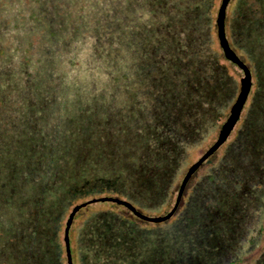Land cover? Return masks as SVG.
<instances>
[{
	"label": "rangeland",
	"instance_id": "374dc122",
	"mask_svg": "<svg viewBox=\"0 0 264 264\" xmlns=\"http://www.w3.org/2000/svg\"><path fill=\"white\" fill-rule=\"evenodd\" d=\"M221 4L0 0V264H264V0H227L233 54ZM233 55L173 214L97 201L169 212Z\"/></svg>",
	"mask_w": 264,
	"mask_h": 264
},
{
	"label": "water",
	"instance_id": "95a60500",
	"mask_svg": "<svg viewBox=\"0 0 264 264\" xmlns=\"http://www.w3.org/2000/svg\"><path fill=\"white\" fill-rule=\"evenodd\" d=\"M227 3V0H222V4L218 10V16H217V19L218 18H221V22H219V20H217V24H218V31H219V38H220V45L221 47L223 48V51L226 53L227 51V45H226V41L224 40L223 38V24H222V21H223V17H224V7ZM231 54L232 51H229ZM231 59L235 62V64L244 72V75H245V81H246V86H245V91H244V94L242 96V99H240V94L242 93V86L240 88V92L239 95H238V104L236 105L235 107V115L233 116V118L231 117L233 112H231V114L227 117V121L222 125V129H220V132L215 140V142L209 146L204 152L203 154L195 161L193 162L188 168L187 170L185 171L179 185H178V188H177V192H176V197H175V200H174V204L172 206V208L169 210V212H167L166 214L164 215H161V216H149V215H145L143 213H141L139 210H137L136 208H134L129 202L125 201V200H122V199H118V198H115V197H102V198H98L97 201H101V202H104V201H108V202H112L116 205H120V206H123L124 208H126L134 217H136L137 219H140L142 221H145V222H151V223H159V222H163L165 221L166 219H168L172 214L173 212L175 211L178 203H179V200L182 196V193L184 191V189L186 188L187 186V183L189 181V179L191 178V176L193 175V173L195 172V170L199 167V165L205 161L216 149L217 147L225 140V138L227 137V135L229 134L232 126L234 125V123L236 122L237 118H238V115H239V111L241 109V106L245 100V97L247 95V92H248V88H249V74H248V70L247 68L242 64V62H240L234 55L231 57ZM228 126V127H227ZM224 128H226V130L224 131ZM95 200H92L91 202H93ZM78 207H75L74 211L77 209ZM73 213V211H72ZM72 215V214H71ZM71 215H70V218H71ZM70 218L69 220L66 222V227H65V233L67 231V228L69 226V223H70ZM64 243H65V251H66V263L67 264H72L71 263V258H70V253H69V249H68V239L67 237L65 236L64 238Z\"/></svg>",
	"mask_w": 264,
	"mask_h": 264
},
{
	"label": "trees",
	"instance_id": "16d2710c",
	"mask_svg": "<svg viewBox=\"0 0 264 264\" xmlns=\"http://www.w3.org/2000/svg\"><path fill=\"white\" fill-rule=\"evenodd\" d=\"M174 41H176V39H174ZM212 58L213 60H214V58H213V56H211L210 55V53L207 55V61H210V59L209 58ZM176 65L178 66V67H180V66H182L179 62H177L176 63ZM189 93H192V92H194V91H191V90H189L188 91ZM196 129H197V126L196 125H193V131H196ZM192 177V176H191ZM97 179H102V178H97ZM103 180V179H102ZM88 183L87 184H89L90 186H92V185H94L93 183L94 182H90L89 181V179H87L86 180ZM191 181V178L189 179V181H188V183ZM98 183H99V185H97V186H94V188H100V187H102V189H104L105 190V182H102V181H98ZM188 183H187V185H188ZM84 188V187H83ZM85 189V188H84ZM100 216H102V215H100ZM115 219V218H114ZM129 224H131V225H137V224H139V223H137V222H135V220H132L131 222L130 221H127ZM139 222V221H138ZM122 224V227H124V221L121 223ZM30 226H34V222H31L30 223ZM37 236V235H36ZM36 247H38V245H36ZM27 253L29 254L26 258H25V260L27 261V262H29L30 264H33V262H35V261H40V262H43V263H45L44 262V260H46V258L48 257V255H47V252H46V250H44V251H40L38 248L36 249L35 247H32L30 250H28L27 251ZM31 254H33L32 256H31ZM50 259V258H49ZM48 259V260H49ZM47 260V261H48ZM47 264H51L50 262H46Z\"/></svg>",
	"mask_w": 264,
	"mask_h": 264
}]
</instances>
